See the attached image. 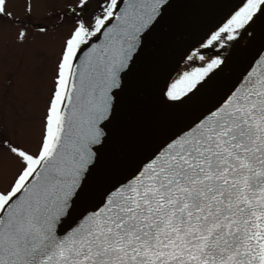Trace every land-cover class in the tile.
Wrapping results in <instances>:
<instances>
[{
	"label": "snow or ice",
	"instance_id": "1",
	"mask_svg": "<svg viewBox=\"0 0 264 264\" xmlns=\"http://www.w3.org/2000/svg\"><path fill=\"white\" fill-rule=\"evenodd\" d=\"M9 2L0 0V264H264V53L115 177L103 167L106 129L173 0H25L23 20ZM41 3L64 7L34 19ZM262 18L264 0H241L186 54L191 67L165 99L195 96ZM5 21L16 29L11 44ZM68 21L33 151L18 142L27 101L6 110V100L14 76L45 79V42Z\"/></svg>",
	"mask_w": 264,
	"mask_h": 264
},
{
	"label": "water",
	"instance_id": "2",
	"mask_svg": "<svg viewBox=\"0 0 264 264\" xmlns=\"http://www.w3.org/2000/svg\"><path fill=\"white\" fill-rule=\"evenodd\" d=\"M174 7L150 35L145 50L127 77L115 118L106 131L103 167L115 177L130 172L167 136L204 112L236 82L249 64L264 53V18L254 27L255 38L245 36L231 51L223 71L190 100L165 99L166 84L186 54L239 6L241 0H173Z\"/></svg>",
	"mask_w": 264,
	"mask_h": 264
},
{
	"label": "rangeland",
	"instance_id": "3",
	"mask_svg": "<svg viewBox=\"0 0 264 264\" xmlns=\"http://www.w3.org/2000/svg\"><path fill=\"white\" fill-rule=\"evenodd\" d=\"M24 6L25 0H10L8 9L9 11L13 12L15 16L23 20ZM63 7V3L59 4L58 6L41 3L37 6V9L33 14L34 19L43 18L50 8H58V10H63ZM91 11L92 8L90 7L89 12ZM70 23L71 22L68 21L62 28L57 30V34L55 37H51L45 42V48L48 54V71L45 79L37 84L31 82L26 78L20 79L14 76L11 88L12 92L15 94V99L9 97L6 100V110L8 105L15 104L17 107H19L23 105L25 101H27L26 108L30 115V120L27 125L25 135L18 142L23 143L25 147L33 151L36 150L38 141L42 133V118L44 112L46 111L47 101L50 98L51 89L53 87V69L56 55L60 50V40L63 35L67 34ZM15 31L16 29L14 27H9L8 22L5 21V41L8 44H11V42L13 41ZM9 56L11 57L10 63H14V49L9 48ZM13 138L15 139V137Z\"/></svg>",
	"mask_w": 264,
	"mask_h": 264
},
{
	"label": "flooded vegetation",
	"instance_id": "4",
	"mask_svg": "<svg viewBox=\"0 0 264 264\" xmlns=\"http://www.w3.org/2000/svg\"><path fill=\"white\" fill-rule=\"evenodd\" d=\"M191 65L186 63L185 59L181 62V64L179 65V67L176 69V71L174 72V74L170 77V79L168 80L167 84H166V89L168 88V86L171 84V82L173 80H175L177 78V76L182 73L183 71L187 70L188 68H190Z\"/></svg>",
	"mask_w": 264,
	"mask_h": 264
}]
</instances>
